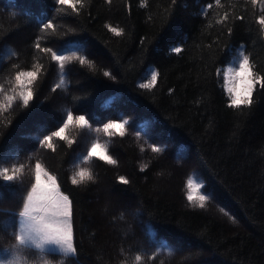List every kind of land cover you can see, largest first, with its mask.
<instances>
[{"label":"trees","instance_id":"1","mask_svg":"<svg viewBox=\"0 0 264 264\" xmlns=\"http://www.w3.org/2000/svg\"><path fill=\"white\" fill-rule=\"evenodd\" d=\"M221 2L223 7L214 0H85L78 15L68 9L42 47L63 46L88 63L67 64L65 86L53 91L58 65L33 45L59 6L55 0H0V83L10 87L6 80L15 71L43 65L29 106L17 104L0 116V155L15 157L3 163L7 167L40 160L73 201L78 254L65 264H121L126 258L130 264L137 250L150 255L157 244L175 254L161 252L154 261L146 256L145 264H264V89L257 86L250 107L231 108L223 72L217 74L244 45L254 71L264 75V33L255 23L262 13L250 0ZM208 3L214 7L204 15ZM225 11L229 20L217 24ZM174 47L183 51L172 52ZM149 69L159 73L156 85L141 88ZM67 110L90 117L93 128L129 121L125 136L111 138L117 164L83 165L94 174L83 185L70 177L94 133L70 128L76 143L54 141L55 152L37 142L56 130ZM152 145L164 150L154 153ZM120 176L129 182L120 183ZM189 177L210 196L203 209L187 201ZM26 191L25 176L23 184L0 178V219L15 222L11 214ZM12 231L0 232V248L14 243ZM47 259L60 264L62 257ZM29 260L38 264L35 253Z\"/></svg>","mask_w":264,"mask_h":264},{"label":"snow or ice","instance_id":"2","mask_svg":"<svg viewBox=\"0 0 264 264\" xmlns=\"http://www.w3.org/2000/svg\"><path fill=\"white\" fill-rule=\"evenodd\" d=\"M111 2V0H109ZM175 4L176 0H172ZM252 6H259L260 14L256 17L255 23L259 25V31L264 33V0H250ZM55 4L59 7L55 8V15L42 22L40 27V35L34 42V48L43 54H50L51 60L58 65V83L53 88L55 91L58 88L64 87L68 72L66 65L73 60L79 61L81 65L88 63V60L83 55H77L76 51L71 54H66L68 49L63 46L58 48L42 47V43L49 40L60 29L56 24L57 18H65L71 13L79 14L80 10L85 6V0H55ZM217 7H223L221 0H214ZM213 3H208L203 10V14L207 15V10L214 7ZM142 6H145L142 4ZM71 9V13L67 10ZM230 18V12L225 11L216 20L217 24H226ZM236 19H244L243 16H238ZM116 36L122 35V29L119 27L107 26ZM232 29L228 28L229 34ZM7 54L14 56L16 53L11 49H6ZM172 52L181 53V47H174ZM232 50L229 49V52ZM244 45L235 50V55L229 61V64L224 69H217V74L223 72V87L229 97V107L239 109L241 106L250 107L253 103L254 92L259 86L264 89V75H260L254 71L250 55L245 54ZM3 57H0L2 63ZM13 68H18L19 65H13ZM43 65L39 62L33 63L31 70H19L6 80L10 87H5V83H0V116L14 109V106L19 104L23 108H27L34 99V85L38 81ZM150 79L147 83L140 84L141 88H152L156 85L159 73L149 69ZM105 76H111V73L105 72ZM128 120H109L103 123L101 127L93 128L90 123V117L85 115H74L71 110L66 111L65 118L56 127L55 131L43 135L42 139L37 142L42 148L49 149L52 152L56 151V143L54 141L66 142L69 146L76 143V140L69 136L70 128H79L87 130L89 136H95L90 141V145L86 148V153L80 154L74 163V171L70 177L73 185H83L94 180V174L90 167L83 165L90 164L93 160L103 161L109 165L117 164V160L109 153L111 138L115 136L123 137L126 134V126ZM7 125L5 124V127ZM107 137V140H102L100 134ZM139 136V133H137ZM151 150L154 153L162 152L164 149L152 145ZM15 157L8 155H0V178L7 182H19L23 184V177L26 169L30 173V186L26 194L22 197V204L18 213H12L16 217L15 222L0 221V232H6L12 228L11 236L14 243L9 248H0V264H30L29 255L36 254L38 264H51L47 259L48 256L59 255L62 257L60 264H65L68 259L76 258L78 249L74 240L73 228V201L61 191L60 183L56 175L52 174L47 167L40 161L36 160L34 165L19 163L13 164L11 167L3 166V163ZM31 162V157H29ZM144 167H147L146 165ZM143 170V168H142ZM119 182L127 184L129 181L126 177L120 176ZM5 185L4 187H9ZM204 187L202 182H197V179L189 177L186 181V198L190 205L198 208H205L210 196L201 192ZM225 210L221 208V212ZM227 214V213H225ZM121 214L119 219H123ZM157 251L152 254L144 253L137 250L131 257L130 264H145V257L149 261H154L161 254L167 252L168 256L175 254L174 250L166 245L157 244ZM124 253V249H121ZM121 264H129L126 258ZM160 264H164L161 260Z\"/></svg>","mask_w":264,"mask_h":264},{"label":"rangeland","instance_id":"3","mask_svg":"<svg viewBox=\"0 0 264 264\" xmlns=\"http://www.w3.org/2000/svg\"><path fill=\"white\" fill-rule=\"evenodd\" d=\"M34 163L35 162H32V163H30V165H34ZM25 178H26V187H27V189L29 188V186H30V180H31V178H30V173H29V171L26 169V171H25ZM24 178V177H23ZM25 188V187H24ZM21 191H22V187H21ZM10 194H12V195H15L16 194V191H10ZM18 213V212H17ZM1 221H9L8 219H0ZM9 248V247H8Z\"/></svg>","mask_w":264,"mask_h":264}]
</instances>
